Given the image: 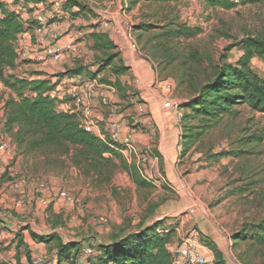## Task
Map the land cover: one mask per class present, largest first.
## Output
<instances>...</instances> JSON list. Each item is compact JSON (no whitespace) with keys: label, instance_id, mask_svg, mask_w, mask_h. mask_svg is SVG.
<instances>
[{"label":"rangeland","instance_id":"obj_1","mask_svg":"<svg viewBox=\"0 0 264 264\" xmlns=\"http://www.w3.org/2000/svg\"><path fill=\"white\" fill-rule=\"evenodd\" d=\"M53 1L38 4H45L41 14L50 22L55 21L51 16L64 14L55 28L60 41L69 34L59 28L66 17L70 31L82 32L72 52L81 63L75 68L83 67L91 74L88 80H97L98 90L111 103L105 107L119 104L108 94L112 89L127 99L117 112L133 108L125 128L143 136V145H136L147 161L138 163L136 156L119 152L93 156L79 147L30 149L25 129L6 125L7 104L18 94L0 82V136L8 143V151L0 152V192L24 180L23 187H14L24 192L17 204L28 207V193L31 214L39 209L48 216L34 219L35 224L46 227L56 240L63 236L78 245L70 260L60 261L57 252L51 253L62 239L50 252L45 249L34 257L56 264H104L100 245L159 222L157 235L166 237L174 263L179 264L177 251L190 240L207 264H264V113L239 102L218 104L219 97L241 95L230 84L200 106H191L225 68L245 67L264 79L263 59L245 45L264 37V0L255 5L238 2L230 10L204 0H65L66 5H79L65 9H57ZM0 2L36 24L37 5ZM93 28L95 33H87ZM187 31L194 35L185 36ZM131 54L153 71L149 86L161 89L165 111L156 119L134 109L147 106L137 88L125 89L112 79L118 70L123 69L119 76L128 72L124 59L129 63ZM109 58L111 65L102 71ZM167 102L171 107L166 109ZM166 113L174 116V125L168 118L170 124L163 123ZM40 184L48 189H39ZM63 191L77 201L74 206L61 197ZM87 248L95 250L93 256L83 255ZM34 257L27 263L33 264Z\"/></svg>","mask_w":264,"mask_h":264},{"label":"trees","instance_id":"obj_2","mask_svg":"<svg viewBox=\"0 0 264 264\" xmlns=\"http://www.w3.org/2000/svg\"><path fill=\"white\" fill-rule=\"evenodd\" d=\"M46 1L48 0H15V3H32L36 6ZM204 1L212 7H221L228 10L237 6L232 0ZM261 1L263 0H239L242 5H255ZM66 4L63 6L64 9L71 6L79 7L77 2L71 6ZM0 12L3 14L0 19V82L6 88L18 94L17 98H11L7 104L8 117L6 125H21L25 129L23 130L24 133L31 137L30 149L51 145L60 146L66 150L70 147H79L98 157L119 152L110 146L109 139L103 141L95 133L87 132L82 127L78 114L57 110V99L55 100L49 95L54 87L50 80L38 79L40 73L36 72L17 73V69L21 64L17 53V40L20 35L35 29L37 23L24 21L18 12L8 9L3 2H0ZM184 35L191 37L194 34L187 31ZM245 45L255 51L264 61V37L250 39ZM110 65L111 58L105 61L102 71ZM121 70H118L117 74H121L123 72ZM83 72L84 68L80 66L60 74L58 77L78 76ZM229 84L233 88H239L241 95L219 97L217 99L218 104L232 105L239 102L248 105L252 111L264 113V79L253 74L245 67L234 70L225 68L216 80L202 89L200 97L191 106H200L201 103L205 102L207 96L224 90ZM25 91L36 96L28 97ZM220 100L222 101L219 102ZM160 227L159 222L154 225L145 223L138 233L123 235L110 245H100L101 261L104 264H175L166 249V237L157 235ZM34 238L46 240L44 237L37 235H34ZM77 249L78 245L74 243L60 241L58 244L59 260H70L72 252Z\"/></svg>","mask_w":264,"mask_h":264},{"label":"crops","instance_id":"obj_3","mask_svg":"<svg viewBox=\"0 0 264 264\" xmlns=\"http://www.w3.org/2000/svg\"><path fill=\"white\" fill-rule=\"evenodd\" d=\"M76 20L79 19L77 18ZM68 21L69 19L66 17V22L60 24V31L69 33L60 42L63 45H74L76 39H80L83 34L82 32H75L74 29H71L70 31V22ZM79 21L81 22V20ZM90 23L95 24L93 20ZM90 32L95 33L94 28L88 30L87 33ZM112 33V31H108L109 37L111 39H113ZM40 37L41 35L35 29H32L29 32L19 36L17 40V49L25 48L28 50L30 53V59L24 63L19 60V63L21 64L18 69L22 73H40V76L37 77L38 79H48L52 82L54 87L50 92V95L53 98H60L56 101L57 110L60 112H74V102L72 100L71 94L77 93L79 95H83L91 103L93 108V116L98 124L95 134L103 141L108 139L110 127L114 121H121L126 133L127 130L125 127L127 117L132 114L130 112L133 108L127 109L123 112L117 111L120 108H124L122 104H127V99L121 96L119 97L117 94L114 95V92L116 91L115 89L111 88L112 91L108 94L114 102L119 104L118 106H114V109H110L109 107H105L102 104V100L98 94L89 96L87 90L84 88V83L88 81L89 76L91 77L90 73L83 72L78 76L59 78L58 75L66 73L78 65L79 57H77L72 52H66L59 61L46 59V57H44L45 54L43 50L50 46V42L47 38L45 39L44 44H42L44 46H42L39 44ZM113 40L115 41V39ZM124 61L126 62L125 68L129 69L128 72H125L126 74L122 76H119L120 74L112 75V79L114 81L117 79L120 80L121 83H123V86H125V89L130 88L131 86L135 89L137 88L140 92V95L145 97L143 98V101L147 103V106H144L145 108H139L136 106V108L134 107L135 110H141L146 112V114H151L152 118L154 119L158 118L159 115L162 116L165 110L162 105V96L160 93L161 89L158 88L159 91H157L156 89L149 86V84L153 81V71H151L147 64L145 65L144 63H141V61L132 54L130 56V61H128L129 63H127V59H124ZM155 115L157 116L155 117ZM169 116L170 114L166 113L164 117H162L163 123L167 124V120L169 119L168 121L174 125V116L172 114L171 118H169ZM145 119H147V117ZM134 134L135 143L141 147L144 140L143 136L138 133L136 134V132H134ZM164 158L166 160L167 157ZM5 159L6 158H4L3 161H5ZM10 188L11 190L7 191L6 186H4L0 192V263L28 264L27 260L29 259V255H32L33 257L34 255H42L43 253H46L45 249H49L50 252V248L55 246L54 242L58 239H62L63 242H68L65 241L63 236H58L56 240V238L52 236V233L49 232L46 227L41 225L38 227L35 224L36 221L34 219L39 218L40 220L47 218L48 216L39 209L33 211L31 214L32 210L30 208H32V206L30 204L28 193L26 195L28 197V207L21 206L19 204L20 202L17 204L19 195L23 194L24 192L21 190L17 191L14 189V187ZM15 194H18V196L15 197ZM8 209L10 211L9 213L2 212V210L4 211ZM30 214L32 216H30ZM34 235L44 237L46 240L35 239ZM53 252L58 253V250L53 249L51 253Z\"/></svg>","mask_w":264,"mask_h":264},{"label":"built area","instance_id":"obj_4","mask_svg":"<svg viewBox=\"0 0 264 264\" xmlns=\"http://www.w3.org/2000/svg\"><path fill=\"white\" fill-rule=\"evenodd\" d=\"M234 2L237 4L239 0H235ZM65 3V0L53 1V5L57 9H62ZM44 6L45 4L36 6V8L38 9L35 16V20L37 23V27H35V30L38 31V33L41 35V37L39 38L40 45L44 44L45 39L47 38L51 41L50 46L43 50L45 54L44 57L49 60L59 61L66 52H76L77 47L76 45L72 44L63 45L59 40V36L55 28L56 25H58L60 22L57 19L61 20L64 14H62L61 17L59 15L51 16V19H55V21L50 22L45 18L43 14H41L44 11ZM2 17L3 14L0 12V19ZM21 17L24 21H27L23 16ZM49 29L52 30L50 33L48 31ZM17 53L19 60L23 63L30 59V53L25 48H18ZM97 87V80H88L84 83V88L87 90L89 96L98 94L101 97L104 106H111L108 95L105 94L106 92L104 90H98ZM56 99L58 100L60 98L56 97ZM72 99L74 102V113L80 116L82 127L89 133H95L98 124L94 119L91 103L83 95H79L77 93H72ZM164 107L167 109L171 107V104L167 102L165 103ZM123 127L124 126L121 121H114L111 124L109 132L110 146L115 148L125 156H127L128 154L136 156L138 163H145L147 161V157L138 155L134 132L131 131L124 133ZM7 151L8 143L3 136H0V152L5 153ZM25 183L26 182L22 180L20 183H15L14 187L16 189H20V187H23L25 185ZM39 189L46 191L48 187L45 184H40ZM61 197L73 206L77 202L66 191L61 192ZM39 201L42 204L46 205L48 204L49 199L41 197ZM19 204H22V202H20ZM94 253L95 250L93 249L87 248L83 250V255L85 257H91L94 255ZM177 254L180 258L179 264H207V258H205L201 253L198 245L190 240H186L183 242L182 246L177 251ZM33 264H56V262L46 257H37L33 260Z\"/></svg>","mask_w":264,"mask_h":264}]
</instances>
